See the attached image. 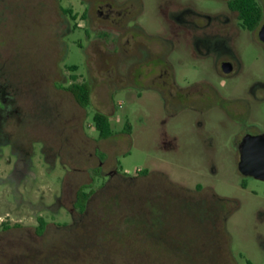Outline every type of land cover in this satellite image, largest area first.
<instances>
[{"label":"rangeland","instance_id":"1","mask_svg":"<svg viewBox=\"0 0 264 264\" xmlns=\"http://www.w3.org/2000/svg\"><path fill=\"white\" fill-rule=\"evenodd\" d=\"M182 9L226 8L0 0V83L20 112L0 128V264H264V182L239 173L237 149L239 135L264 133V47L245 30L223 36V75L215 54L200 58L205 48L173 34ZM121 10L125 31L103 27L101 15ZM145 51L166 54L164 73ZM70 66L78 82L94 79L85 108L61 91Z\"/></svg>","mask_w":264,"mask_h":264},{"label":"flooded vegetation","instance_id":"2","mask_svg":"<svg viewBox=\"0 0 264 264\" xmlns=\"http://www.w3.org/2000/svg\"><path fill=\"white\" fill-rule=\"evenodd\" d=\"M222 4L225 5V11H221L219 9L213 16H209L206 14H199L193 13L190 9H183L179 10L182 13L172 15L171 17V24H172V32L173 34L183 35L184 38L188 39L194 46H202L206 49L205 55L201 56L206 57L210 54H215L216 59L218 58V68L219 71L223 75H229L232 72V65L229 62L228 54H227V46L224 41L223 36L227 35H235L240 30H245L249 33L255 35L257 40L263 45L264 42L259 38V31L264 25V0H219ZM71 10V9H70ZM88 10V7L84 9L83 14ZM248 10L247 13H245ZM108 11V10H107ZM72 12V10H71ZM125 11L121 10L118 14L115 12L110 13L107 12L105 15H101V11L99 14L101 15V21L105 24L106 28L115 29H124L125 31V22L126 16ZM77 15L76 13H73ZM82 14V15H83ZM188 15V17H184V15ZM65 17L64 13L62 14ZM82 15L80 16L82 18ZM77 19V16H76ZM85 19V16H84ZM117 20V21H116ZM202 21L199 23V21ZM123 31V32H124ZM135 51L138 50L139 45L137 43L133 44ZM149 57L155 59L157 64L154 65V69L157 72L162 73L163 69L160 67L159 62L164 61L166 59V54L163 52H152V51H145ZM124 57V56H123ZM73 67V66H70ZM67 67L68 70L72 71V74L68 76L70 82L68 85H65L62 92L67 95L68 98H72L74 102L81 107L72 93L67 89L68 86L73 84H87L90 90V100L92 96L95 94V83L93 77L88 75L87 79L81 82H78V77L75 72L77 67L74 66V69ZM164 73V72H163ZM169 87H172L174 90H179V92L184 91L183 88L177 86L175 82V78L169 76L168 78ZM17 94L15 93L14 89L4 83H0V128L5 129L8 125L7 121L10 120L12 124L16 127L18 126V115L20 114L18 108L15 107V99ZM100 99V98H99ZM245 136H264V133L255 132V133H243L238 137V153L240 158V145ZM18 165V164H17ZM17 165L13 169V175L18 170ZM20 171V170H19ZM21 172V171H20ZM12 176V175H11ZM20 177V176H19ZM17 178V180L19 179ZM108 177V176H107ZM93 195L87 198V204L92 198Z\"/></svg>","mask_w":264,"mask_h":264},{"label":"water","instance_id":"3","mask_svg":"<svg viewBox=\"0 0 264 264\" xmlns=\"http://www.w3.org/2000/svg\"><path fill=\"white\" fill-rule=\"evenodd\" d=\"M264 42V25L259 31ZM238 171L244 177L264 182V136H245L240 145Z\"/></svg>","mask_w":264,"mask_h":264},{"label":"trees","instance_id":"4","mask_svg":"<svg viewBox=\"0 0 264 264\" xmlns=\"http://www.w3.org/2000/svg\"><path fill=\"white\" fill-rule=\"evenodd\" d=\"M245 11H246L245 13L248 12V10H245ZM63 13L66 16H68V18L71 21L75 22L77 15L72 14L70 9L64 10ZM84 16H85V14L82 15V18H84ZM70 68L74 69L75 67L73 66ZM67 89L72 93V95L76 99L77 103L81 107H87L89 105L90 90H89V87L87 86V84H81V85L73 84V85L68 86ZM92 121H93L94 130L98 133V138L100 140L108 139L112 136L110 120L107 116H105L104 114H101L99 112H96L93 115ZM140 173H144V171H140ZM83 197L87 200V198L89 196L85 194V195H83ZM44 227H45V225H44L43 221L42 220L38 221V227H37L38 233L41 234L44 230Z\"/></svg>","mask_w":264,"mask_h":264}]
</instances>
